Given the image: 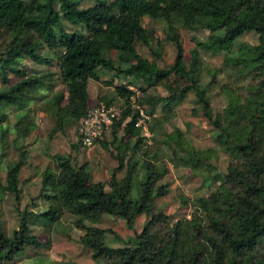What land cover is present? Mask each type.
I'll use <instances>...</instances> for the list:
<instances>
[{"label":"trees","instance_id":"trees-1","mask_svg":"<svg viewBox=\"0 0 264 264\" xmlns=\"http://www.w3.org/2000/svg\"><path fill=\"white\" fill-rule=\"evenodd\" d=\"M86 1L0 0V41L10 40L0 52L3 143L10 132L6 109L23 111L15 114L23 140L36 127L29 120L31 109L24 108L37 100L39 90L55 92L45 110L55 123L51 137L87 116L91 81L115 85L116 95H103L98 103L115 105L117 98L124 102L123 108L118 106L122 114L111 140L100 142L118 164L108 183L95 182L87 165L76 166L69 156L56 154L51 157L55 168L42 173L39 196L23 208L20 176L27 154L17 148L19 160L9 166L0 188L14 196L19 224L8 237L0 213V264L14 262L30 248H51L52 242L43 243L31 226L41 222L52 229L66 214L74 218L83 233L81 244L99 264H264V0H93L92 7L82 9ZM145 19L165 24L164 41L172 44L175 54L170 66L160 67L139 53L140 43L162 58L157 31L146 27ZM181 30L193 33L196 43L190 61ZM203 32L208 33L205 41L198 38ZM248 33L258 35V44L234 50ZM45 48L58 60L59 75L21 69L25 60L51 65L53 59L40 54ZM206 54L223 56L225 66L249 80L244 93L223 87L229 98L220 112L214 110L208 93L212 83L201 82ZM102 70L111 80L102 77ZM127 78L143 93L148 115L152 117L158 105L169 113L152 117L150 140L137 126L139 113L130 106L133 93L127 84H115L116 79ZM170 80L176 85H168L167 94H148ZM58 83L64 89H56ZM189 94L194 95L196 113L213 127L215 147L197 148L180 127L166 130ZM221 154L228 160L226 173L216 170ZM171 165L190 170L212 189L204 196L182 197L190 213L181 218L157 207L158 199L171 194L172 183L162 184ZM38 198L45 209H40ZM105 216L123 220L135 236L124 239L97 227ZM141 216L147 220L136 233ZM108 235L124 246L113 247Z\"/></svg>","mask_w":264,"mask_h":264},{"label":"rangeland","instance_id":"rangeland-1","mask_svg":"<svg viewBox=\"0 0 264 264\" xmlns=\"http://www.w3.org/2000/svg\"><path fill=\"white\" fill-rule=\"evenodd\" d=\"M95 4L93 0H87L81 6L82 9L92 7ZM144 25L148 28H155L157 31V39L161 41V53L162 58H156L151 52L143 47L140 43L138 44L139 53L150 61H156L160 67H168L174 62L175 54L174 47L172 44L164 41L165 34L163 27L165 24H157L155 21L150 19L144 20ZM181 37L183 45L186 49V61L191 60L190 52L195 48L196 43L193 40V33L187 30H181ZM198 38L205 41L208 38V33L203 32L198 34ZM10 42L7 37H3L0 41V52L6 48V45ZM251 45L258 44V35L255 33H248L242 36L237 45L234 46V50H237L240 45ZM40 54L49 59H53L51 65H40L32 62L31 60H25L22 62L21 69L25 70L28 74H42L51 72L54 75H59L58 60L56 59L53 52L48 49H42ZM205 58L202 63L201 82L202 84L212 83L211 87L208 88V93L211 96V102L216 112H220L226 108L228 103L227 93L223 91V87H226L229 91H236V93H244L243 87L249 82L248 79L243 76H239L234 73L232 66H225L223 56L210 57L208 54L204 55ZM102 77L111 80L110 74L102 70L100 72ZM214 75L215 79H214ZM129 80L116 79V85H129ZM91 96L94 97L95 104L99 101V97L108 95L112 97L116 95L115 85L106 86V84H98L92 82ZM168 85L173 84L170 80L166 81L162 85L156 88L149 89L148 94H167ZM56 89H64L63 86L59 85ZM157 91V92H156ZM55 92L50 90H39L35 93L37 100L32 101L24 109H31L29 114V120L32 118L36 127L29 134L28 138L23 140L19 136L15 125L18 116L22 115L15 108H9L10 114L7 121L9 126V134L7 135L4 143L0 137V184L5 183L6 174L9 166L17 162L20 157V152L17 150L18 147H23L27 154L26 165L22 168L20 181L22 194V207L28 205L32 199L39 196L41 189L42 173L47 169H54L55 162L51 157L56 154L63 156H69L76 166L87 165L92 170V176L94 181L102 180L106 183L110 181L109 177L112 174L113 157L109 153H104V149L101 148V143L95 145L91 149L83 148L78 145V128L79 123L76 125H67L63 132H57L52 134V130L55 129V123L51 117L45 112L46 104L48 100L53 96ZM45 97V98H43ZM116 106L123 108L124 102L117 98L114 102ZM91 105H94L93 103ZM30 107V108H29ZM194 95L189 94L188 99L176 109V116L172 120L173 123L165 126L168 132H172L175 127H180L191 139L199 149H208L216 146L213 127L204 119L199 113L195 111ZM5 109V106H3ZM148 109V108H146ZM0 112H3L1 109ZM18 112V113H17ZM38 113L43 116H37ZM1 114V113H0ZM169 115L168 111H163L162 106L158 105L154 110L152 117L158 118L163 115ZM153 120V119H152ZM27 121L25 122V124ZM152 123V121H151ZM24 124V125H25ZM4 126H0V134ZM144 135L145 132L143 131ZM111 140V135L108 133L104 140ZM5 152L4 157H1L2 153ZM217 171L226 173L228 168V160L226 156L220 155L215 161ZM170 174L164 179L163 183H172L171 194L165 198L157 200V207L164 210L168 215H172L175 218H181L187 216L190 210L182 205V197H200L209 194L212 190L209 188V183L204 182L200 176H194L190 170H184L182 168H175L171 165ZM124 172L118 173V177L122 178ZM137 195L135 189L134 192ZM38 205L40 209L44 208V202L38 198ZM15 199L13 195L3 194L0 188V213L4 222V232L8 237L13 235V232L18 228L19 214L14 208ZM147 218L145 216L139 217L136 223L135 232H141L143 226L146 223ZM75 220L73 217L66 214L62 222L52 229L43 227L41 222L33 223L31 229L35 235L43 243L52 242L51 248L43 249H28L23 255L18 257L14 262L8 264H99L92 258V251L86 249L80 241L83 233L75 227ZM101 229H110L114 231L118 236L126 239L128 237L135 236L134 232L127 229L125 222L121 219L105 216L101 223L96 225ZM114 237L108 235V241L113 247H122L124 244L121 241L112 242Z\"/></svg>","mask_w":264,"mask_h":264},{"label":"built area","instance_id":"built-area-1","mask_svg":"<svg viewBox=\"0 0 264 264\" xmlns=\"http://www.w3.org/2000/svg\"><path fill=\"white\" fill-rule=\"evenodd\" d=\"M128 90L133 93L130 97V106L132 110L139 113L137 126L145 132L146 138L150 140L152 117L147 114L146 107L143 105V93L133 86H128ZM121 114L122 110L116 105H107L103 102L92 105L88 109L87 116L80 122L78 128L79 144L83 148H92L100 143L108 133H111Z\"/></svg>","mask_w":264,"mask_h":264},{"label":"crops","instance_id":"crops-1","mask_svg":"<svg viewBox=\"0 0 264 264\" xmlns=\"http://www.w3.org/2000/svg\"><path fill=\"white\" fill-rule=\"evenodd\" d=\"M104 80V79H103ZM105 80H106V78H105ZM93 81H91L90 83H89V91H90V96H91V86H92V83ZM95 83H97V82H95ZM98 84H102V82L101 83H98ZM94 97H92L91 96V100H90V105L93 103V104H95V102H94ZM99 100V99H98ZM98 103V102H97ZM30 108V107H29ZM23 111H20L19 113L21 114ZM37 116H39V117H41V116H43V114H41V113H38L37 114ZM78 145L80 146V144L78 143ZM81 147V146H80ZM93 148V147H92ZM101 148H103L102 146H101ZM86 149H91V148H86ZM104 149V153H109L110 154V150H108V149H105V148H103ZM118 166V164H117V161L114 159V161H113V167H112V169H115L116 167ZM88 167V169H89V166H87ZM90 170V169H89ZM90 172L92 173V170H90ZM109 179H110V181H111V179H112V174L110 175V177H109ZM94 180V179H93ZM109 181V182H110ZM95 182H104V181H102V180H97V181H95Z\"/></svg>","mask_w":264,"mask_h":264},{"label":"clouds","instance_id":"clouds-1","mask_svg":"<svg viewBox=\"0 0 264 264\" xmlns=\"http://www.w3.org/2000/svg\"><path fill=\"white\" fill-rule=\"evenodd\" d=\"M92 106V105H91ZM78 143H79V141H78ZM99 144V143H98Z\"/></svg>","mask_w":264,"mask_h":264}]
</instances>
